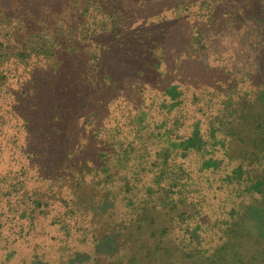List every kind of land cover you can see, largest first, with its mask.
I'll list each match as a JSON object with an SVG mask.
<instances>
[{"label": "rangeland", "instance_id": "1", "mask_svg": "<svg viewBox=\"0 0 264 264\" xmlns=\"http://www.w3.org/2000/svg\"><path fill=\"white\" fill-rule=\"evenodd\" d=\"M0 264H264V0H0Z\"/></svg>", "mask_w": 264, "mask_h": 264}]
</instances>
